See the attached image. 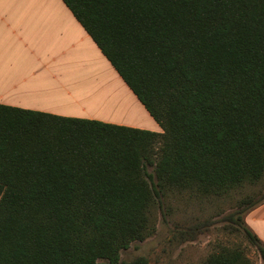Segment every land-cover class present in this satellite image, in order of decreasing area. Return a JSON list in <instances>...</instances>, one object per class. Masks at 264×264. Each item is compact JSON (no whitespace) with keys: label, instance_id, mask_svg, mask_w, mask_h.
<instances>
[{"label":"trees","instance_id":"1","mask_svg":"<svg viewBox=\"0 0 264 264\" xmlns=\"http://www.w3.org/2000/svg\"><path fill=\"white\" fill-rule=\"evenodd\" d=\"M62 2L162 132L0 105V264H148L120 252L172 201L246 189L224 220L264 262V0Z\"/></svg>","mask_w":264,"mask_h":264},{"label":"crops","instance_id":"2","mask_svg":"<svg viewBox=\"0 0 264 264\" xmlns=\"http://www.w3.org/2000/svg\"><path fill=\"white\" fill-rule=\"evenodd\" d=\"M0 105L162 132L62 0H0ZM244 221L264 244V204Z\"/></svg>","mask_w":264,"mask_h":264},{"label":"rangeland","instance_id":"3","mask_svg":"<svg viewBox=\"0 0 264 264\" xmlns=\"http://www.w3.org/2000/svg\"><path fill=\"white\" fill-rule=\"evenodd\" d=\"M121 99L119 92L112 102L115 107L100 110V114L108 120L113 116H121V110L126 108L124 101L120 102ZM119 103L121 105L118 106ZM248 191L244 190L241 195ZM241 195L236 193L232 200L219 199L214 202L172 201L170 214L165 217L158 215L155 233L145 241L133 242L128 249L121 251L120 260L129 262L144 257L148 264H202L219 244L240 245L254 264H264L245 239L226 226L224 217L237 210L235 200Z\"/></svg>","mask_w":264,"mask_h":264}]
</instances>
